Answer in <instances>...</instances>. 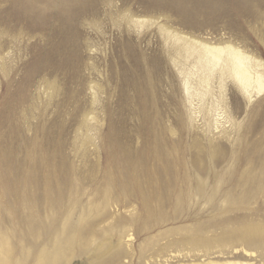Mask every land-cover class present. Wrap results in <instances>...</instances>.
<instances>
[{
	"label": "rangeland",
	"instance_id": "obj_1",
	"mask_svg": "<svg viewBox=\"0 0 264 264\" xmlns=\"http://www.w3.org/2000/svg\"><path fill=\"white\" fill-rule=\"evenodd\" d=\"M184 39L264 78V0H0V264H264V88Z\"/></svg>",
	"mask_w": 264,
	"mask_h": 264
},
{
	"label": "bare ground",
	"instance_id": "obj_2",
	"mask_svg": "<svg viewBox=\"0 0 264 264\" xmlns=\"http://www.w3.org/2000/svg\"><path fill=\"white\" fill-rule=\"evenodd\" d=\"M184 46L186 53H189L191 48L199 51L201 59L206 58V63L202 66L203 69L208 71H214L219 68L222 75L229 74L237 79L236 86L248 92L253 83H257L260 88H264V78L262 73L259 72L251 63V59L244 54V52L238 48H234L231 45L225 46H211L203 44L200 48H196L191 45V41L184 39ZM258 65V64H257ZM186 90L189 92L190 87L186 83ZM264 233V228L245 227L243 230L237 231L235 239L240 237L249 236L251 234ZM64 260L62 256L58 254L53 260L47 262L44 257H39L36 264H63ZM210 264H255L247 261H228L225 263L212 262Z\"/></svg>",
	"mask_w": 264,
	"mask_h": 264
}]
</instances>
